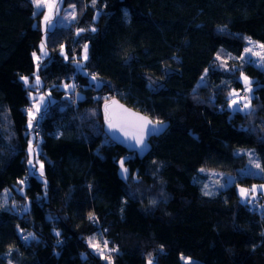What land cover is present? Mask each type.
<instances>
[{
    "label": "trees",
    "instance_id": "1",
    "mask_svg": "<svg viewBox=\"0 0 264 264\" xmlns=\"http://www.w3.org/2000/svg\"><path fill=\"white\" fill-rule=\"evenodd\" d=\"M61 4L75 6L76 19L46 30L41 85L29 89L21 77L33 83L43 13L31 0H0V193L10 192L0 207V264H107L92 237L117 249L113 264H146L150 255L154 264H181L182 256L264 264L261 195L253 204L236 192L264 183V172L239 176L247 160L234 153L252 148L264 167V67L240 58L246 38L264 44V0ZM241 73L251 81V114L227 106L230 92L244 94ZM30 91L51 98L35 130L27 126ZM111 97L168 123L143 158L104 133L100 107ZM30 135L34 143L40 136L41 179L26 169ZM122 158L127 178L118 174ZM204 168L234 179L205 195ZM28 233L35 239L25 241Z\"/></svg>",
    "mask_w": 264,
    "mask_h": 264
},
{
    "label": "snow or ice",
    "instance_id": "2",
    "mask_svg": "<svg viewBox=\"0 0 264 264\" xmlns=\"http://www.w3.org/2000/svg\"><path fill=\"white\" fill-rule=\"evenodd\" d=\"M96 0H92L93 6L95 5ZM33 6L39 11L42 8H47V12L44 15V23L46 26L50 27L52 26L53 22V17L54 15L59 14L60 7H59V2L58 0H32ZM35 14V13H34ZM127 14V13H126ZM65 20L71 19L75 20L76 19V10L75 6L72 7V11L70 13H67L64 17ZM95 19V18H94ZM84 31V29H79L77 32V35H79L80 32ZM91 31L95 32L96 29L92 28ZM249 44V47H246L244 49L245 55L251 54V56H255L259 58V61L261 64H264V44H258V45H253V42L251 41L250 38H246ZM255 49H259L258 51ZM41 51L43 55H47L46 52H44V45H41ZM88 52V45H84V56L83 60L86 61L88 59L87 56ZM61 54H63V47H61ZM34 59L37 61L40 60V57L36 56L35 53H33ZM242 60L245 59V56L240 57ZM65 59H67V56H65ZM217 60H220L221 57L217 55L216 57ZM250 63L252 61H249ZM81 62H77L78 66L80 65ZM226 64V62H224ZM39 68V64L37 65ZM82 70V69H81ZM207 71V70H206ZM241 77L243 79L245 89H244V94L241 95L240 93L236 91H232L229 93L230 97V103L228 105L229 108H232L234 111H246L248 114L250 113L251 109V96L248 95L249 93L252 92V87H251V81L249 78L243 73H241ZM21 79L24 82V85L31 89L32 87H38L40 85V78L37 75L34 84L30 83V80L28 77H21ZM204 77H201V82H203ZM92 81H97V77L95 75H92ZM98 86V85H97ZM76 87L75 84H64V88L66 90H74ZM33 103L31 107L26 109L28 113V128L32 129L34 127L33 122L37 120V114H39L42 111V106H45V97L44 96H39L37 97H32ZM242 104V107L240 105ZM104 119L105 123L111 133H116L119 132L125 140H130L134 141V145L137 148L143 149L146 147L145 144V138L146 135L156 133L160 130V127L163 126V121H152L146 116H142L139 113L132 112L130 109L124 108L122 105H119L117 101L112 100L111 103L109 104L108 102L105 103V108H104ZM36 153V148L33 146V142L30 140L28 144V164L30 165L29 169V175H34V164H33V159L34 154ZM253 154L249 153L250 156V163L252 164L253 167L257 168L260 170V172H264V167H261V164L257 162L256 160H251V156ZM125 159L122 158L120 161V169H121V174L127 178L129 170L125 167ZM37 163H39L38 160H36ZM44 165L41 163L40 164V176L43 177L44 175ZM200 171H204V169H200ZM20 184H23L24 181H19ZM45 187H47V182L45 181ZM261 188H264V185L260 186ZM208 188V185H205V189ZM257 191V187L254 185L252 189H245L241 188L240 189V196L242 200H247V202L251 203V200L248 199V197L251 194H254ZM205 195H212V192L205 191ZM7 200H5V203ZM155 203V201H153ZM0 207H3V205H0ZM89 219L90 220H95V217L92 214H89ZM59 233H57V236ZM23 239L25 241L29 240H34L35 236L32 233H28L27 235L23 236ZM103 247H101L100 242H97L96 237H92L89 239V246L92 247L94 250L97 251V253L100 255L102 259H105L107 261V264H113L112 261V256L110 255L111 252H116V248H108V241L104 240L102 242ZM11 251V249H10ZM185 261V264H193V262L190 260V258H185L181 257ZM147 264H154V260L151 257V255L148 257Z\"/></svg>",
    "mask_w": 264,
    "mask_h": 264
},
{
    "label": "rangeland",
    "instance_id": "3",
    "mask_svg": "<svg viewBox=\"0 0 264 264\" xmlns=\"http://www.w3.org/2000/svg\"><path fill=\"white\" fill-rule=\"evenodd\" d=\"M32 2V0H31ZM59 2V7H60V11H59V14L58 16L57 15H54L53 17V22H52V26L48 27L45 25L44 23V15L46 14L47 12V8H42L41 10L39 11H42V17L40 19V23H39V27L41 29V40L38 44V47H37V51H35V54L36 56L40 57V60L37 61L36 59H34L33 55H32V60H33V63H34V73H33V83L35 82V79H36V76H37V65L39 64V62L46 57V55H43L42 51H41V45L43 44L44 45V42H45V32L46 30L48 29H52V28H55L56 26H67L69 23L73 22L74 20H71V19H68V20H65L64 17L67 13H70L72 11V7H66V8H62V4H61V0H58ZM33 6V4H32ZM35 11H38L36 8H35ZM247 40V39H246ZM253 42V45H258V44H261L259 42H256L255 40H251ZM246 47H249V44H248V41H247V44L244 46L243 48V52H242V56H245V60L246 61H252L251 63H254L255 66H259V67H264V64H261V62L259 61V58L258 57H255V56H251V54H247L245 55L244 53V49ZM255 50H259V49H255ZM44 52L47 53L46 49H44ZM84 56V50L82 52V58ZM77 68H79L77 66ZM241 82L243 84V90L245 89V85H244V82H243V79L241 77ZM41 85V83H40ZM39 85V86H40ZM237 92V90H234ZM250 95V93L248 94ZM39 96H44L45 97V105L48 104V102L51 101V98L49 96V93L48 92H40V91H30L29 92V99H30V104L32 105L33 103V100H32V97H39ZM230 101L227 103V106L229 105ZM31 107V106H30ZM240 107H242V104L240 105ZM45 108V106H42V110ZM229 108V107H228ZM230 110H233L232 108H229ZM245 112V111H244ZM41 113V112H40ZM37 114V118L38 116H40L41 114ZM28 115V113H27ZM27 126H28V120H27ZM32 134V133H31ZM35 137L33 135H30V138L28 140V143H27V147H28V144H29V141L31 140L33 142V146L36 148V153L34 154V159H33V164H34V173L36 175V177L38 179H41V176H40V164L42 162L41 159H39L37 157V153L39 151V141H40V136L37 138V142L34 143V140ZM235 155L236 154H244L246 156V164L242 167V168H239L238 169V174L239 176H247V175H252V176H260L261 172L259 169L255 168L252 166V164L250 163V156H249V153H252L253 155L251 156V160H256L257 162L260 163L259 159L257 158V155L254 151V149L252 148H235V151H234ZM27 158L29 159V156H28V148H27ZM28 159L26 161V169H28V172H29V169H30V165L28 164ZM36 160L39 161V163L36 162ZM197 173H200V174H203V175H206V180L204 181V186H202V191L203 193H205V191H209V192H212L214 195L217 191L225 188L227 185L231 184L233 179H234V176L232 175H229V174H224L223 172L221 171H213V170H209V169H206L204 168V171H200V169L197 170ZM118 174L119 176H122L124 177L122 174H121V169L119 167V170H118ZM205 185H208V188L205 189ZM252 185H255V184H252ZM240 188H245V187H241V186H237V193H239V189ZM9 191L7 190H3L1 193H0V205H3V207H1L2 209H7L8 207V197H9ZM239 196H240V193H239ZM258 195H253L251 197H248V199H250L252 201V199L254 200L255 197H257ZM5 200H7V202L5 203ZM240 200L242 202H245L246 200H242L241 196H240ZM263 204V203H262ZM28 208V204H26L23 209H27ZM97 242H100L101 244V247H103V244L102 242L100 241L101 239L98 237L96 238ZM88 243H89V240H88ZM91 250L93 251V253L99 255L97 253L96 250H94L92 247H91ZM111 254V253H110ZM191 260V259H190ZM180 261H181V264H185V261L183 259L180 258ZM193 263H194V260H191ZM146 264H147V260H146Z\"/></svg>",
    "mask_w": 264,
    "mask_h": 264
},
{
    "label": "water",
    "instance_id": "4",
    "mask_svg": "<svg viewBox=\"0 0 264 264\" xmlns=\"http://www.w3.org/2000/svg\"><path fill=\"white\" fill-rule=\"evenodd\" d=\"M112 100L117 101L119 105H122L126 109H130L132 112L139 113L142 116H146V115H144L143 113H141V112H139L137 110H133L132 108L128 107L126 104H123L120 100H117V98H115V97H111V98H108L106 100H103V103L101 104V107H100L101 122L103 123V131H104V133L107 134L108 138L114 144H118L119 146H121L122 148H124L126 150V152L127 151L128 152H132V153L136 154L137 157L143 158L144 156H146L148 154V151H149V149L151 147L150 142H149V139L152 138V137L153 138H156L160 134H162L164 132V130L166 129L168 123L167 122H164L163 123V126L160 127V130L158 132L153 133V134L146 135V138H145L146 147H144L143 149L137 148L134 145V141L125 140V138L119 132L111 133L109 131V129H108L106 123H105V119H104V108H105V103L108 102L110 104ZM146 117H148V116H146Z\"/></svg>",
    "mask_w": 264,
    "mask_h": 264
},
{
    "label": "crops",
    "instance_id": "5",
    "mask_svg": "<svg viewBox=\"0 0 264 264\" xmlns=\"http://www.w3.org/2000/svg\"><path fill=\"white\" fill-rule=\"evenodd\" d=\"M261 185H264V183L255 184V186L257 187V191L254 194H251L249 197H251L253 195H256V194L257 195H261L262 203H263V207H264V188H261L260 187ZM253 186L254 185H251V186H249L248 188H245V189H249L250 190V189H252ZM240 189H239V193H240ZM236 192H237V189H236Z\"/></svg>",
    "mask_w": 264,
    "mask_h": 264
},
{
    "label": "built area",
    "instance_id": "6",
    "mask_svg": "<svg viewBox=\"0 0 264 264\" xmlns=\"http://www.w3.org/2000/svg\"><path fill=\"white\" fill-rule=\"evenodd\" d=\"M242 95H243V94H242ZM35 129H36V126L33 127V130H35ZM259 197H260V196H259ZM259 197H258V196L255 197L254 200L252 201V203H253V204H256V203H254V202H255L256 200H259ZM103 240H105V239H103Z\"/></svg>",
    "mask_w": 264,
    "mask_h": 264
}]
</instances>
